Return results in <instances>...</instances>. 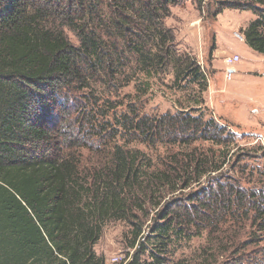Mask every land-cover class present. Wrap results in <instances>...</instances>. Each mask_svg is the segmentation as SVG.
Returning a JSON list of instances; mask_svg holds the SVG:
<instances>
[{"label": "trees", "instance_id": "trees-1", "mask_svg": "<svg viewBox=\"0 0 264 264\" xmlns=\"http://www.w3.org/2000/svg\"><path fill=\"white\" fill-rule=\"evenodd\" d=\"M184 1L0 0V264H106L95 245L113 221L135 248L119 264H184L204 236L197 264H242L264 242V166L222 181L235 133L206 118L209 75L166 24ZM212 1L214 18L256 14L242 33L264 53V0ZM161 84L176 109L147 112Z\"/></svg>", "mask_w": 264, "mask_h": 264}, {"label": "rangeland", "instance_id": "rangeland-1", "mask_svg": "<svg viewBox=\"0 0 264 264\" xmlns=\"http://www.w3.org/2000/svg\"><path fill=\"white\" fill-rule=\"evenodd\" d=\"M208 3L214 5V1L205 0L204 8L199 10L195 0H185L172 7V14L167 18L166 24L174 28L181 47L195 54L209 75L210 84L205 94L208 108L205 110L206 118L214 116L219 123L227 126L228 131L235 133V145H231L229 161L222 171L225 175L222 181L235 176L243 186H248L251 184L240 178L238 167L264 166V53L251 48L242 33L256 14L250 10L225 9L214 18L207 12ZM66 32L72 42L78 44L74 33L70 30ZM235 54L239 56V60L232 65L234 73L228 79L225 58ZM132 87L133 85L125 88V92H133ZM179 95L163 84L156 86L145 98V110L159 114L168 110L174 112ZM196 144L210 145L202 141ZM136 146L153 155L164 151L161 147L152 149L142 143H137ZM215 175L221 180L218 173ZM207 183L205 181L203 185ZM198 189L200 187L194 185L191 191ZM129 237V226L125 222H109L104 227L95 250L105 257L106 264L127 262L135 251V248L128 245ZM204 242L205 236L194 239L177 251L174 261L180 259L184 264H197ZM243 252L239 256L242 264L264 262V242L261 239L249 242ZM233 258L221 256L220 264H236Z\"/></svg>", "mask_w": 264, "mask_h": 264}, {"label": "built area", "instance_id": "built-area-1", "mask_svg": "<svg viewBox=\"0 0 264 264\" xmlns=\"http://www.w3.org/2000/svg\"><path fill=\"white\" fill-rule=\"evenodd\" d=\"M239 60V56L238 55H231V56H227L225 58V63H226V73H227V78L231 79L232 75L234 73V69L232 68V65Z\"/></svg>", "mask_w": 264, "mask_h": 264}, {"label": "crops", "instance_id": "crops-1", "mask_svg": "<svg viewBox=\"0 0 264 264\" xmlns=\"http://www.w3.org/2000/svg\"><path fill=\"white\" fill-rule=\"evenodd\" d=\"M211 105L213 106V108L215 109V106H214V103L213 102H211Z\"/></svg>", "mask_w": 264, "mask_h": 264}]
</instances>
